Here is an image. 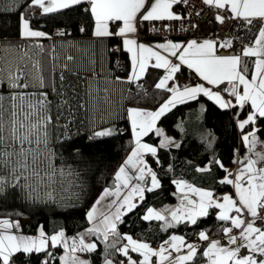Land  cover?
I'll return each instance as SVG.
<instances>
[{"label": "snow or ice", "instance_id": "snow-or-ice-1", "mask_svg": "<svg viewBox=\"0 0 264 264\" xmlns=\"http://www.w3.org/2000/svg\"><path fill=\"white\" fill-rule=\"evenodd\" d=\"M187 3L188 0H28V8L37 9L41 16L80 9L92 22L89 40L94 46L118 40L131 54L128 82L138 81L149 66L163 69L155 88L170 95L155 111L125 109L134 145L115 172L114 185L105 187L86 212L91 227L72 237L63 229L48 235L43 227L38 236H27L18 231L19 220L0 218V264H14L17 254L41 253V264H92L90 257L101 245L102 264H195L200 257L205 264H264V153L255 151L261 143L257 133L264 131L256 127L264 118V0H202L205 6L215 9L216 22H235L232 31L237 34L232 37L167 40L155 45L135 38L145 22L185 20L175 7ZM15 5L13 0V6L0 14L12 13ZM31 19L28 13H19L18 40L0 31V53L7 54L0 55V197L11 192L27 202L46 203L57 199L58 190L66 191V184L73 186L75 181L68 178L78 175L70 165L57 163V149L65 144L79 155V149L71 144L72 137L65 134L74 123L76 112L86 109L94 114L108 110L113 100L109 88H100L94 77H81L74 71L75 56H61L55 44L46 49L42 41L51 40L52 35L34 28ZM168 28L164 23L162 30ZM180 30L190 29L182 26ZM79 31L84 33L87 29L82 25ZM241 32L244 35H239ZM55 35L63 41L61 47L83 51L77 42L67 40L71 33L66 29H57ZM29 49L36 50V57L29 54ZM185 65L204 83L179 85L176 74ZM115 81L120 82L121 78L117 76ZM201 95L220 109L251 108L245 119H238L237 113L236 126L241 130L247 154L233 160L236 170L229 171L215 158L196 168L199 173H208L213 165L217 166L225 173L218 183L231 186L233 192L217 196L182 178L173 179V195L179 203L159 211L148 207L141 219L160 221L162 230L167 231L181 224L196 225L216 210L215 218L222 222L219 231L223 242L211 239L207 230H201L194 233L199 243L173 234L153 248L146 241L121 234L118 225L122 218L138 207L146 192L162 186L145 156L155 157L159 164L160 149L181 147L157 128V121L177 104L195 101ZM108 118L115 117L110 113ZM61 121L63 130L56 136L52 130ZM248 127L252 130L246 131ZM152 132L161 137L156 146L143 142ZM116 134L115 127L101 128L93 131L89 140ZM209 137L211 147L214 141L211 134ZM58 247L63 249L59 256L51 251ZM132 254H138V258Z\"/></svg>", "mask_w": 264, "mask_h": 264}, {"label": "trees", "instance_id": "trees-1", "mask_svg": "<svg viewBox=\"0 0 264 264\" xmlns=\"http://www.w3.org/2000/svg\"><path fill=\"white\" fill-rule=\"evenodd\" d=\"M27 4L28 0H16L12 13L0 14V31L10 39L18 40L19 13H28L34 28L52 35L51 40L42 41L45 48L55 44L56 51L61 56L66 54L75 56L74 71L79 72L81 77H94L100 88H109L113 103L110 109L94 114L86 109L76 112L74 123L65 134L72 137L71 144L75 149H79V155H76L68 144L57 149L59 157L57 163L70 165L78 174L68 178L74 180L75 184L70 187L66 184V191L58 190L57 199L46 203L27 202L21 196L9 192L0 197V218L11 217L21 222L27 219L28 221L23 223V230L30 236H37L40 228L43 227L48 235L63 229L66 235L72 237L90 226L86 219V212L99 198L103 189L114 184L115 172L130 154L134 145L125 109L138 107L154 110L168 99L170 94L155 88V84L162 76V69L149 67L138 81L128 82L127 77L131 71L128 52L118 40L105 41L102 45L97 43L94 46L89 40L92 22L80 9L41 16L37 9H29ZM12 6L13 0H0V13ZM82 25L87 29L84 33L79 31ZM57 29L69 31L71 35L67 37V40L77 42L83 51H69L67 45L61 47L63 41L55 35ZM239 35L244 33L241 32ZM148 39L163 40L156 37ZM20 43L24 42L20 41ZM236 47L239 48V45ZM29 54L33 57L37 55L35 49H29ZM0 55L7 54L0 53ZM95 72H100L101 75L95 77ZM179 75L188 77L189 84L197 82V78L187 68H182ZM117 76L121 78L120 82L115 81ZM69 79L72 78L69 77ZM178 80L180 81V78ZM250 111L249 106L243 110L238 107L220 109L213 101L201 95L195 101L176 105L162 116L158 122L159 128L177 137L181 147L160 149L157 153L159 164L155 162V157L146 155L148 164L157 172L162 186L153 192L145 193V199L139 203L138 207L122 218L123 222L118 225L119 232L132 235L153 246H159L173 234L184 235L198 243L194 233L201 230H207L211 239L222 236L219 231L222 222L215 218L216 210H211L210 215L207 218H201L196 225L181 224L167 231L162 230V222L143 221L141 217L148 207L160 208L177 203L178 197L173 195L176 192L175 185L172 184L173 179H186L199 187L211 189L217 194L232 191L231 186L218 183L225 173L217 166L213 165L208 173H199L196 168L205 166L213 158L222 161L229 171L237 167L233 160L238 157V154L242 158L244 147L241 142V130L236 126L237 113H239L238 119H242L247 117ZM110 113L115 118L110 120L108 118ZM63 123L61 121L60 125L52 130L54 135H60ZM106 127H115L117 134L89 140L93 131ZM256 127L264 129V118L258 121ZM250 128L248 127L246 131ZM209 134L214 141L211 147L208 145ZM258 135L264 138V131L258 132ZM145 139L158 145L161 137L152 132ZM51 251L58 256L63 249L58 247ZM103 252L104 248L101 245L90 257L92 264H102ZM43 259L42 253L31 256L17 254L14 264H41ZM117 259H123V257H117ZM203 263L205 262L202 257L195 261V264Z\"/></svg>", "mask_w": 264, "mask_h": 264}, {"label": "built area", "instance_id": "built-area-1", "mask_svg": "<svg viewBox=\"0 0 264 264\" xmlns=\"http://www.w3.org/2000/svg\"><path fill=\"white\" fill-rule=\"evenodd\" d=\"M179 14L186 17L182 21H165V22H145L139 26L138 38L140 40H149L150 37H156L161 39H191L195 37H204L216 39L217 37L223 39L226 37H232L237 33L232 31L235 25L234 21L227 20L223 25L216 22L214 16L216 14L215 9H210L202 3V0H188L187 4L178 6ZM200 13L199 16L195 15ZM192 14L189 16V14ZM166 23L169 28L167 31L162 30L163 24ZM191 25H198V28H191ZM189 28L188 31H181V27ZM161 29L160 31H152ZM238 45V44H237ZM180 81L183 84H189L188 77L179 75ZM240 154L237 156L239 157ZM259 223V222H258ZM223 241V236L218 237Z\"/></svg>", "mask_w": 264, "mask_h": 264}, {"label": "crops", "instance_id": "crops-1", "mask_svg": "<svg viewBox=\"0 0 264 264\" xmlns=\"http://www.w3.org/2000/svg\"><path fill=\"white\" fill-rule=\"evenodd\" d=\"M175 11L177 12V13H179V8H178V6L177 7H175ZM139 31V30H138ZM135 38H137L138 39V41L139 42H141V43H144V44H146V45H155V44H158V43H164V42H166L167 40H172V41H174V42H186V41H188V40H191V39H198V40H204V39H209V38H202V37H195V38H191V39H188V40H183V39H174V38H172V39H163V40H140L139 38H138V33L137 34H135ZM123 46V45H122ZM128 55H129V58H130V62H131V54L130 53H128ZM153 63H154V61H153ZM149 67H151V66H149ZM148 67V68H149ZM182 68H187V66L185 65V66H182ZM181 68V69H182ZM189 71H191L192 73H193V76H195V78H197V82H194V83H191V84H182V82L181 81H179L178 80V78H179V74H180V72L179 73H177L176 74V82L179 84V85H181V86H185V85H195V84H197V83H204L201 79H199L196 75H195V73H194V71L193 70H191V69H189V68H187ZM130 73H131V71H130ZM146 73V72H145ZM164 74V70L162 69V75ZM144 76V75H143ZM142 76V77H143ZM171 83L172 82H169V84L171 85ZM205 86H208V85H205ZM214 90H219V89H214ZM225 98L226 99H228L229 97H227V96H225ZM233 103H234V101H233ZM178 105V104H177ZM239 108V107H238ZM240 109V108H239ZM156 109H154V110H149V111H155ZM246 118V117H245ZM245 118H242V119H245ZM242 119H240V120H242ZM158 122H159V120L157 121V128H159V126H158ZM159 129H161V128H159ZM162 131H163V133L166 135V136H168V137H172V138H174L175 139V141H177L178 143H180V140L177 138V137H175V136H172V135H170V134H166V130H164V129H161ZM252 130V128H250L248 131H251ZM150 134V133H149ZM148 134V135H149ZM147 135V136H148ZM257 136H258V138H259V140L261 141V143H258V145L256 146V148H255V151L256 152H258V153H264V138H261V137H259V135H258V133H257ZM146 138V136L143 138V142H145V143H148V144H151V145H154V146H156L155 144H153V143H151L150 141H148V140H146L145 139ZM133 139H134V137H133ZM244 146V145H243ZM247 154V152H246V149H245V147H243V154H242V157H244L245 155ZM145 159H146V156H145ZM147 161V160H146ZM148 163V162H147ZM236 168L237 167H234V168H232L230 171H235L236 170ZM184 180H186V179H184ZM186 181H188V180H186ZM189 183H192V182H190V181H188ZM193 184V183H192ZM114 185V184H113ZM112 185V186H113ZM195 185V184H194ZM195 186H197V185H195ZM197 187H199V186H197ZM200 188H203V187H200ZM204 189H207V188H204ZM211 190V189H210ZM127 190H124V192H126ZM213 191V190H212ZM214 193H215V191H213ZM230 192H233V189H232V191H227V192H224V193H222V194H217V193H215L217 196H222L223 194H225V193H230ZM102 194V193H101ZM123 194V193H122ZM100 197V196H99ZM179 203V200H178V202H177V204ZM177 204H174L173 206L172 205H165V206H163V207H160V208H155V207H152V208H154V209H156V210H163V209H165V208H167V207H174V206H176ZM28 220L27 219H25L24 220V222H21V221H19V223H20V229L18 230L20 233H22L23 235H27L25 232H24V230H23V223H25V222H27ZM92 225L90 224V226L89 227H91ZM39 235V234H38ZM37 235V236H38ZM176 235H181V234H176ZM27 236H30V235H27ZM68 236V235H67ZM70 237V236H69ZM134 238V237H133ZM187 238V237H186ZM136 239V238H135ZM188 239V238H187ZM215 239H219L218 237L217 238H215ZM220 240V239H219ZM188 241L189 242H194V243H198V242H196V241H191V240H189L188 239ZM222 241V240H221ZM223 242V241H222ZM152 245V244H151ZM152 247L153 248H156V247H158V246H153L152 245ZM63 252V251H62ZM62 252L59 254V255H61L62 254ZM58 255V256H59ZM133 255V258L134 259H136V258H138V254H132ZM203 264H205V263H203Z\"/></svg>", "mask_w": 264, "mask_h": 264}, {"label": "rangeland", "instance_id": "rangeland-1", "mask_svg": "<svg viewBox=\"0 0 264 264\" xmlns=\"http://www.w3.org/2000/svg\"><path fill=\"white\" fill-rule=\"evenodd\" d=\"M166 134H168V133L166 132ZM257 145H258V144H257ZM257 145H256V146H257ZM177 202H178V199H177ZM174 204H177V203H174ZM174 204H173V205H174ZM173 205H172V206H173ZM82 232H83V231H82Z\"/></svg>", "mask_w": 264, "mask_h": 264}]
</instances>
